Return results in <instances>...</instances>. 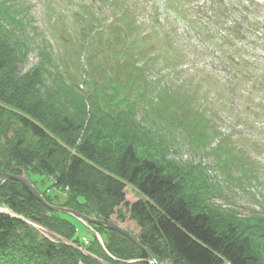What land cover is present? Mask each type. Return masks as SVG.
Returning <instances> with one entry per match:
<instances>
[{
	"label": "trees",
	"instance_id": "1",
	"mask_svg": "<svg viewBox=\"0 0 264 264\" xmlns=\"http://www.w3.org/2000/svg\"><path fill=\"white\" fill-rule=\"evenodd\" d=\"M173 1L163 0L179 16ZM107 6L112 17L117 7L119 21L132 14L124 0H108ZM78 9L83 14L72 26L84 33L79 48L58 59L60 49L37 41L38 28L29 30L27 3L0 0V177L24 172L50 205L95 221L115 224V216L120 223L133 222L137 234L128 232L157 264H264V208L243 217L216 206L218 184L199 164L171 158L172 143L179 134L212 155L223 177L239 173L235 180L241 189L255 182L250 159L222 147L223 138L206 152L219 134L206 132V121L197 116L215 115L198 91L151 81L154 58L133 54L132 30L115 28L117 38L110 42L107 15ZM56 42L62 46L60 38ZM103 44L118 58L113 66L100 54ZM119 45L120 51L113 49ZM31 52L37 63L18 75ZM70 56L84 57L80 68L64 60ZM237 66V59L229 63L230 69ZM190 80L180 84L187 88ZM126 187L137 197L130 204ZM1 208L29 223L0 214V264H146L140 247L103 226L90 225L101 244L92 235L85 253L65 244L81 246L75 225L46 209L17 181L0 185Z\"/></svg>",
	"mask_w": 264,
	"mask_h": 264
},
{
	"label": "rangeland",
	"instance_id": "2",
	"mask_svg": "<svg viewBox=\"0 0 264 264\" xmlns=\"http://www.w3.org/2000/svg\"><path fill=\"white\" fill-rule=\"evenodd\" d=\"M24 1L29 9V30L35 32L38 28L37 41H50L60 49L55 55L58 59L63 58L64 51L73 55L79 48L80 34L84 33L81 28L72 26L75 17L83 14L78 8L99 9L107 15V23L112 26L105 37L110 42L117 38L115 28L132 30L133 54L142 51L154 58L156 67L150 74L151 81L161 80L160 86L167 84L172 90H191L192 93L197 90L205 99V106L212 109L215 115H197L208 123L205 122L206 132L215 129L219 134L205 151L214 148L219 138L225 139L222 147L238 149L242 156L250 159L255 182L241 189L235 180L239 173L232 172L229 178L223 177L221 169L214 165L212 155L179 134L172 143L171 158L182 164H199L206 170L219 186V192L213 197L216 206L232 208L243 217L261 212L264 208V0H174L172 4L181 12L179 16L174 10L165 8L163 0H124L133 15L126 12L123 21L116 18L120 13L117 7L116 15L113 13L115 16L112 17L108 0ZM103 15L98 18L102 20ZM71 32L78 37L72 36V40ZM57 38L62 46H56ZM105 44L101 45L100 54L103 52L108 59L105 64L113 66L118 58L107 52ZM113 49L120 51L121 47L113 46ZM82 58L70 56L64 60L78 66V61H84ZM235 59L239 60V67L230 69L229 63ZM37 60L36 53L31 52L26 65L18 68V75L34 66ZM66 68H70V63L61 69ZM184 78L191 79L187 88L180 84ZM137 120L143 125L139 117ZM166 136L170 142L171 134ZM136 199L135 193L126 187L125 201L130 204ZM63 217L75 225L78 238L87 237L90 242L92 234L84 224L65 214ZM111 220L137 234L133 222L120 223L115 216Z\"/></svg>",
	"mask_w": 264,
	"mask_h": 264
},
{
	"label": "water",
	"instance_id": "3",
	"mask_svg": "<svg viewBox=\"0 0 264 264\" xmlns=\"http://www.w3.org/2000/svg\"><path fill=\"white\" fill-rule=\"evenodd\" d=\"M6 180H14V181H17L18 183H20L32 197H34L40 204H42L48 210L53 211V212L68 214V215L74 217L75 219L79 220L81 223H83L86 226H88L90 224L104 226L106 229H108L110 231H114V232L122 235L123 237H125L128 241H130L135 246L140 247L132 235H130L127 231H125L124 229H122L118 226H115L109 222H99V221L91 220V219H88V218H86V217H84V216H82V215H80V214H78L72 210L49 205L43 199L41 194L33 187V185L31 184V182L29 181L28 177L26 176V174L24 172H22V174L20 176L12 175L10 173V171L5 173L4 175H2L0 177V185ZM140 248L146 256V261H145L146 264H157L153 260L150 253L146 249H144L142 247H140Z\"/></svg>",
	"mask_w": 264,
	"mask_h": 264
}]
</instances>
